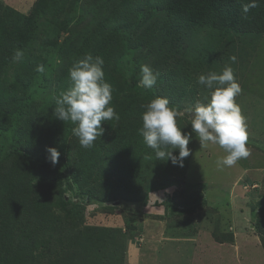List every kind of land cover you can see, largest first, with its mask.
Instances as JSON below:
<instances>
[{
	"label": "rangeland",
	"instance_id": "rangeland-1",
	"mask_svg": "<svg viewBox=\"0 0 264 264\" xmlns=\"http://www.w3.org/2000/svg\"><path fill=\"white\" fill-rule=\"evenodd\" d=\"M0 1L27 15L36 2V0ZM83 1L79 2L83 15L76 13V16L82 19L77 23L75 17L69 23L74 26L73 29L77 28L76 38L79 40L86 29V32H91L106 18L109 11L103 6L105 0L89 2L85 0L87 4ZM111 1L121 2V0ZM164 15L161 11L149 17L138 14L135 21L140 19L141 24L136 22L135 25L144 31L149 24ZM44 22L49 25L43 18L37 20L40 29L47 27L42 26ZM52 35L53 33L47 34L48 39H51ZM69 35L70 32L67 31L59 38L61 40ZM185 36V45L200 46V51H203V45L208 44L207 41L214 43L213 37L205 39L203 31L187 30ZM118 38L122 53H113L112 69L129 81L135 79V91L138 97L143 98L147 88L138 86L141 77V60L145 58V64L153 68L154 55L146 54V50L134 51L135 40L132 28L126 32L120 31ZM231 38L229 42L226 39L223 46L229 50L214 51L228 53V56L223 58L224 55L217 57L213 54L202 63L203 69L194 78V69L190 63L185 62L186 67L180 69L168 57L164 63L159 59L156 65L159 67L161 63L165 64L163 66L165 69H174L173 73H167L169 81V78H175V70L184 75L190 73L188 82L182 79V83L191 84L187 86L186 91L177 93L184 97L183 104H178V101L172 102L175 96L179 97L174 93L162 94L157 91V94L152 95L153 98L167 97L179 114L177 123L185 124L181 129L182 132L191 134L188 144L190 154L184 158L183 167L173 165L170 160L156 159L154 150L150 148L137 164L134 163L135 175L117 173L123 179H117L116 176L102 179L99 174H95L93 168L91 173L74 181L70 176V167L76 154L74 143L79 144L78 138L72 137L71 127L65 140L62 136L55 135L57 142L55 148L59 150L60 157L54 167L61 173V184L65 195L80 207L79 214L83 220L81 229L86 231V235H80L76 227H67L65 222L52 229L48 226L34 230L33 232H36L34 238L37 240L30 241L28 238L32 230H26L28 236L24 237V240H28V256L33 258L32 264H171L174 261L173 264L177 262L184 264L187 263L184 255L192 258L191 264H200L203 257L201 251H206L205 257L208 259H211L214 253L211 246L203 243L205 241L208 243L209 240H215L217 244L222 243L220 240L228 239L234 229L243 234L241 248L238 247L237 264H243L244 260H250L249 264H264L262 239L264 236V33L258 32L241 37L232 35ZM127 40L128 42L133 40V44L124 49L122 43ZM41 44L47 49L45 56L57 61L53 72L56 76H47V85L43 84L41 94L37 93V100L40 102L38 106L45 111L55 95L59 83L57 75L65 69L69 60L66 57L56 56L54 52L57 48H52L51 44H46L45 41ZM76 46L79 47V44ZM189 52L187 50L186 54ZM231 56L237 58L235 63L229 59ZM227 65L233 68L235 78L242 89L236 97V102L246 118L249 137L247 146L251 150V155L247 159L239 160L236 165L221 170L217 167L216 161L225 155L224 150L217 145L201 146L189 122L190 110L197 102L203 101L209 95L208 93L206 96L202 95L200 99H195L194 94L200 92V89L194 90L192 82L197 80L200 74H207L210 71L219 73ZM162 80L166 79L163 77ZM158 84L159 81L155 87ZM52 111L56 118L54 109ZM47 112L39 114L43 120ZM70 124L72 125L71 122ZM102 127L103 134L93 144L105 142L108 130L106 125ZM141 140L144 141L142 137ZM172 151L174 155L178 154V149ZM47 157L48 153L41 156L39 161L51 165ZM94 185L106 191L107 198L111 200L104 202L97 198L86 199L83 188ZM97 193L99 195L98 191ZM54 214L64 216L61 212ZM257 218L261 223L260 231L254 227ZM53 223L55 225L58 222ZM149 237L159 239V245L154 243L148 247ZM214 244L217 245L216 242ZM9 250L10 247L2 248L0 253L4 254ZM219 250L217 249V252ZM220 255L223 257L222 252ZM225 260H229L228 263L222 264H229L230 256H225ZM232 261L234 262V258Z\"/></svg>",
	"mask_w": 264,
	"mask_h": 264
},
{
	"label": "trees",
	"instance_id": "trees-1",
	"mask_svg": "<svg viewBox=\"0 0 264 264\" xmlns=\"http://www.w3.org/2000/svg\"><path fill=\"white\" fill-rule=\"evenodd\" d=\"M79 2L36 0L27 15L0 1V252L2 248L10 247L9 251L0 253V264H32L33 258L28 256V240H24L28 236V229L32 230L28 238L30 241L37 240L34 230L48 226L52 229L64 222L67 227H76L80 235H86V231L81 229L83 220L79 214L80 207L65 195L59 169L39 161L47 153L48 147H55V135L65 140L75 126L55 118L52 111L60 93L71 86L68 71L75 59L88 53L103 58L105 80L112 85L113 90L111 105L120 119L102 121L101 126L106 125L108 130L105 142L95 143L90 148L74 143L76 154L70 167L71 179L80 180L95 168V174H99L102 179L116 176L121 180L123 178L117 173L135 175L134 163L137 164L150 149L141 140L138 131L142 127L141 114L145 110L142 105L158 92L178 95L191 84L182 83L183 80L188 82L190 73L184 75L178 70L174 71L175 78H169V81L167 73H173L174 69H165V64L161 63L156 67L158 60L162 59L164 63L170 57L180 69L186 67L185 62L190 63L194 78L203 69L202 63L213 54L217 57L224 55L223 58L228 56V53L214 51L229 50L223 46L226 39L228 42L232 39V35L241 37L264 33V0H260L259 6L251 9L246 18L241 11V3L247 0H105L103 6L109 9L106 18L91 32H86V29L81 33L79 40L76 38L77 28L73 29L74 26L69 25L75 17L77 23L82 19ZM83 2L87 4L85 0ZM160 11L165 15L149 24L144 31L135 25L136 22L141 24L140 19L135 21L138 14L149 17ZM76 13L81 15L76 16ZM41 18L49 24H42L46 28L40 29V25H37V20ZM129 28L134 33V51L146 50V54L154 55L152 70L159 73L158 86L147 88L143 98L138 97L135 91V79L129 81L123 75L119 76L111 66L113 53H122L119 32H126ZM187 30L203 31L205 39L213 37L214 43L207 41L208 44L202 46L203 51H200V46L188 47V44L185 45ZM67 31L70 35L60 40L59 37ZM50 33L53 35L48 39L47 34ZM42 41L57 48L54 52L56 56L69 60L65 69L57 75L59 83L45 111L38 106L37 93L41 94L43 84L47 85V76H56L53 72L57 61L45 56L47 49L41 44ZM131 44L133 40H127L122 46L126 49ZM18 48L23 50L24 56L21 61L14 62L12 56ZM187 50L190 51L188 54ZM41 64L45 67L43 73L36 70ZM143 64L145 58L141 60ZM192 83L194 90L200 89L194 94L195 99L210 92L197 80ZM183 100L184 97L180 95L175 96L172 102L178 101L181 105ZM46 111L43 120L39 114ZM83 190L86 199L111 200L107 198L108 193L98 186ZM55 211L64 216L54 214ZM53 222L58 223L54 225ZM259 226L261 223L257 218L254 227L258 231L261 230ZM230 237L226 240H231ZM262 239L264 243V236Z\"/></svg>",
	"mask_w": 264,
	"mask_h": 264
},
{
	"label": "clouds",
	"instance_id": "clouds-1",
	"mask_svg": "<svg viewBox=\"0 0 264 264\" xmlns=\"http://www.w3.org/2000/svg\"><path fill=\"white\" fill-rule=\"evenodd\" d=\"M260 0H247L241 3V11L246 14L259 6ZM24 52L16 49L12 60L19 62ZM232 63L236 57H229ZM104 60L101 56L85 54L75 59L69 68L71 86L60 93L56 99L54 113L63 122L75 125L72 134L78 138L83 148H90L103 134L102 121L119 120V114L111 105L112 85L105 80ZM38 72L45 71L44 65H38ZM141 77L138 86L152 88L157 83L159 73L143 64L140 66ZM197 83L209 89V95L197 102L190 110L192 132L198 137L201 146L209 144L222 148L225 155L216 163L219 169L232 167L241 159L251 155L248 145L246 118L242 114L236 97L241 93L240 84L235 78L230 65L221 72L210 71L200 74ZM141 114L142 127L138 129L145 144L154 150L156 159L170 160L173 165L183 167L184 158L188 157L191 134L182 132L177 123L178 112L167 97L155 96L146 104ZM174 149L178 154L174 155ZM49 163L55 166L59 162L60 152L55 147L47 148Z\"/></svg>",
	"mask_w": 264,
	"mask_h": 264
},
{
	"label": "crops",
	"instance_id": "crops-1",
	"mask_svg": "<svg viewBox=\"0 0 264 264\" xmlns=\"http://www.w3.org/2000/svg\"><path fill=\"white\" fill-rule=\"evenodd\" d=\"M227 224L228 223H226V226H227ZM231 229H233V227H231ZM242 235H243L242 232L237 231V229H234V230L231 231V237H230L231 240L223 239V240H220V241H222V243L220 242L219 244H217V241H215V240H212V241L209 240L208 243L205 241L203 244L211 246L212 249L214 250V253L211 256V259H208L207 257H205L206 251H201L203 257L201 259L200 264H222L223 262H227L228 263L229 260L226 261L225 260V256L226 257L230 256L229 264H237V259L236 258H237V253H238V247L241 248L240 245H242V239H241ZM251 237H249V238L251 239ZM149 238H150V240L147 241L148 247L151 246L154 243L157 246L159 245V239H152L151 237H149ZM215 242H216L217 245L214 244ZM156 249H159V248H156ZM217 249H220V250L217 252ZM155 252H157V251H155ZM221 252L223 254V257L220 255ZM188 254L190 255V253H188ZM184 256H185L184 259H186V261H187V263L185 262L184 264H191L192 258H188V255H184ZM232 258H234V262L232 261ZM249 261L250 260H246V261L244 260L243 264H249ZM174 262H172L171 264H173ZM175 264H179V263L177 262Z\"/></svg>",
	"mask_w": 264,
	"mask_h": 264
}]
</instances>
